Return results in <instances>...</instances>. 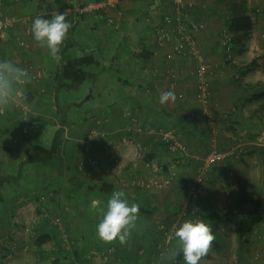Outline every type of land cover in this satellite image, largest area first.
<instances>
[{
  "label": "rangeland",
  "instance_id": "374dc122",
  "mask_svg": "<svg viewBox=\"0 0 264 264\" xmlns=\"http://www.w3.org/2000/svg\"><path fill=\"white\" fill-rule=\"evenodd\" d=\"M16 1L18 2L19 0ZM210 1L212 4V0ZM190 2L193 3L192 0H185V3L179 9L183 20L194 21L201 25L195 34V44L209 65L206 78L211 92L210 109L214 115L216 114V120L212 127L208 125L204 117L199 113V103L195 97L194 59L189 53H185L167 60L164 54L166 48L170 46L169 43H162L160 45L155 40V31L158 29L169 34L176 32V22L173 17L176 6L172 0H119L114 6H108L107 0H69V2L67 0V3H62V8H55V10L50 11L53 16L57 13H64L66 18L70 17L72 12L75 13L76 18L74 23H72V44L69 49H72L73 46H79L81 51L85 50V53L93 54L99 63L101 58L105 62L104 75H106V82L102 81L100 85L98 83L91 85L90 83L83 82L80 85H72V87H63L61 89L59 93L60 100L68 106L67 120L63 125L64 131L60 137L57 149V158L61 160H55L49 168L48 166L38 165V162L29 164L30 179H33V174L40 173L39 176L45 174L40 179L37 178L40 185L38 188L40 191L37 193L44 192L40 196H37L38 199L40 201L48 199L54 201L53 207L56 209V213H52L45 208L39 211L41 216L54 226H50L49 230L55 231L60 237L61 231L58 225L56 226L52 221L55 215H60L63 222L68 217V214L73 218L84 217V214H78V210L73 206V201L78 197L70 193L68 189L70 190V187L76 186L77 188L73 187L71 189L77 191L76 189L79 187L94 182L93 178L84 172V169L103 172L101 168V162L105 163L103 157L93 153L89 156L97 157L100 161L98 165H79V160H84V158L88 157L86 156L88 151L86 152L85 150V155L82 152L84 150L82 149V144L84 143L86 134H89L91 127H95L99 131L104 129L102 127L104 121L100 116L89 115V121L92 118L91 123L93 125L89 126L90 128L87 131L84 130L85 119L83 122L78 120L82 111L78 106L82 104L80 101L83 98L84 92L92 86H96L92 91H102L101 87H104L106 89L124 90L125 92L128 90L145 96L157 97V94L159 96L160 92L165 88L166 91H173L176 95L175 104L178 106H174L177 107L176 109H179L178 107L180 106V115H183L182 119L184 118L183 120L185 121L184 127L178 125L177 119L181 120V117L177 113L172 114L170 112L166 114L164 108L158 109L155 104L153 108L155 112L157 111L154 118L156 122L147 125V127L169 129L175 134L180 143L185 144L186 148L181 150L177 147L174 149L165 147L166 145H163L160 138L154 135L156 144L153 143L155 145L151 144L147 146L148 148L142 149L143 152L150 153L154 151L152 145L158 146L157 155L159 160L165 163V165H161L162 168L159 172L162 174V172L166 171L167 173L165 177L163 174L160 177L155 170L152 171L153 173H147L148 175H141L140 177L143 178L154 177L161 183L148 188H140L143 189L142 191L134 190L133 194L130 193L126 197L129 204L136 203L140 205V216L136 229L132 232L128 242L124 244V248L127 250V254L123 256L125 257L124 264H134L136 260H139L140 264H143L146 263L147 258L149 264H160L161 252L174 247L176 244L174 240L169 241V235L172 233L173 227L186 220H195L189 217H182L179 213L177 217L174 215V224L170 226V222L164 223L163 218L158 212H155V209L150 210L146 207L145 202L142 201L144 196L148 197L151 193H157L160 188H167L169 186L178 190V196L181 198V202L179 203H182L183 208L189 205L191 197L196 198L198 201V197L202 196V203L195 206L200 207V209L216 210L222 214L218 222H213L212 219L205 221V223L213 224L212 228L215 230L213 234L216 239L212 245V250L201 261V264H264V202L259 207L262 220L255 225L246 222L247 216L245 214H236L228 218L226 213L229 210L228 205L230 202L229 193H227L226 188L227 181H231L232 188H234L237 181L248 180L246 182L254 187V191L250 192L264 199V121H261L262 118L264 119V111L261 119L258 116L253 118L246 116V111L257 107L264 98L245 102L241 114L240 104L242 101L238 100L239 102L234 104L235 109L231 113L228 112V106L226 105L231 102L230 99H225V103L223 104L218 98H211L214 84L217 85V90L220 86L221 89L227 92L236 89L230 79L235 73L237 74V71L232 68L231 64H228V55L236 63H246L251 60L253 62L256 61L253 70L250 74L244 75V79H255L258 77L264 80V67L262 66L264 64V1H239L253 16L254 25L250 39L246 42L245 47H238L241 49V52L237 55H230V51H226L221 35L217 39L212 34V28L219 21L217 19L229 12L230 5L224 4L221 10L225 11L221 12L219 16L216 14L217 12H212L208 8L206 12H202L203 16L206 15L207 17L204 20L197 16H192L194 15L195 4L193 3L190 6ZM4 3H6L5 0H0V8L7 15L16 17V20L7 29L8 31H5L7 34L3 33L2 39L0 35V43L8 40L13 41V46L17 48L14 49L15 54L20 60L17 66L20 68L27 67L32 73L41 74L37 82L31 81L30 84L25 86L27 104L31 108L30 111H27L26 115L20 107H12L0 113V168L6 163L11 168H17V164L21 160V153L28 143L48 142L50 133L55 129L54 127L58 128L61 126L59 113L54 103V81L57 63L50 58L46 47H41L34 41L30 31L33 20L36 17L52 18V16L49 18L44 17L47 12L41 0L27 1V5L31 3V6L28 5L26 7L28 12H21L20 14L7 12ZM207 6L210 7V4ZM85 13L89 15L84 18L83 14ZM110 16L116 18V23L108 21ZM166 16L169 20L165 19ZM205 21L208 23V26ZM12 28L16 29L13 36L9 34V31L13 30ZM76 33L78 36L75 38ZM107 34L108 37L106 36ZM7 35H9L8 40H4ZM101 36L108 38L105 41L106 44L104 43L103 46H100L99 40L102 38ZM213 37L216 39L215 41ZM20 40H24L28 45L22 48L19 43ZM169 42L171 43V40ZM98 47L101 49L99 50ZM32 48L34 50L38 48L39 51H32ZM4 52L3 49L0 51V60H9L11 56ZM218 55L222 58V64L219 63ZM23 59H25V62H23ZM221 65H224V68ZM229 68L232 70L229 71ZM126 69H128V74ZM171 72L175 76L173 80L175 85L173 87L170 86L171 78L169 74ZM129 74H136V83L133 76L127 80ZM66 81L69 83L70 80L67 79ZM117 82H121L122 85L117 84ZM177 91L183 93L182 98L177 96ZM215 109L222 111L221 116L217 115ZM130 110L135 111L133 109ZM174 111L177 112L178 110ZM139 125L143 127L141 121ZM22 127H26V130H23ZM47 127L49 128L47 129ZM230 127L248 129L251 133L257 132V135L254 139H249L251 142L243 143L239 146L242 150L241 156L234 162L231 168L233 177L229 178V181V179L226 180L224 177L227 171H229L224 161H220L219 159L214 165L207 164L204 159L209 147H214L223 152V150L230 149L234 144L236 147L238 146L239 142L233 143L235 140L233 134L235 133L230 130ZM128 128L130 137L128 136L127 140H131V136L134 135L133 132L135 131L129 126ZM120 130L121 128L118 129V131ZM36 131L42 132L39 137H37ZM113 134H116V132H113ZM72 141L78 143L74 144ZM248 143L251 144L247 145ZM129 146L133 148L132 152H139L140 146L132 141L126 144H119V142L114 141L109 144V152L104 158L107 157L115 166L119 161L115 160L114 155H117L122 149L126 150ZM67 156L69 157L66 158ZM167 166H169V171H167ZM117 167H121V165ZM203 168H206V170L203 171ZM201 170L203 171V176L199 175ZM114 171L112 169L109 170V172ZM122 171L127 172V169L124 168ZM114 175H112V180ZM124 176L127 177L126 175ZM170 178H174L173 181ZM42 179H45L47 183H44ZM28 181L29 179L26 180V182ZM22 183H25V180ZM154 190L157 191L155 192ZM188 191H193V193H189ZM70 197H73V201L71 202ZM139 197H141V203L139 202ZM177 204L173 203L172 212L179 211L175 207ZM101 206H103V203ZM245 207L248 210L252 208V205H246ZM244 218L245 223L239 241L238 233L242 224L238 221ZM97 224V221L92 223L90 220L78 222L77 233H81L79 231L81 226L87 229L93 226L96 229ZM49 230L47 229L46 231ZM67 234V240H61L62 243H71L69 232ZM34 237L32 236L27 239V248L22 251L26 253L31 250L34 253L28 257L26 264H56L55 258L50 254L52 249L46 248V246L52 245V242L48 241L46 242L47 244L45 243L41 247L43 252H46L45 255H38L40 253H38L37 247L34 245ZM114 250L111 249V253ZM107 257L106 261L110 259L109 255ZM17 259H19V256H17ZM177 260L184 264L182 255H178L174 262H177ZM16 264L21 263L17 261Z\"/></svg>",
  "mask_w": 264,
  "mask_h": 264
},
{
  "label": "crops",
  "instance_id": "0c3cea01",
  "mask_svg": "<svg viewBox=\"0 0 264 264\" xmlns=\"http://www.w3.org/2000/svg\"><path fill=\"white\" fill-rule=\"evenodd\" d=\"M5 1L6 3L4 4L6 5V11L11 12V13L20 14L21 12H25V11L28 12L26 7L28 5L31 6V3H29L28 5L26 4L27 1H31V0H19L18 2L16 0H5ZM239 1L238 0H212V4H211L210 0H192V2L195 4V8H194V15H192V13L191 15L197 16L205 20L207 19V17L206 15L203 16L202 12L204 11L206 12L207 9L210 8L212 12H217L216 14L219 16L221 12L225 11V10H221V8L224 7L223 6L224 4L230 5L232 3H238ZM193 3L190 2L189 5L191 6V4ZM208 4H210V7L207 6ZM88 15L89 14L85 13L83 14V17L85 18ZM75 16L76 15L74 12L70 14L72 23H74L75 21V18H76ZM225 16L224 15H222V17L220 16L219 17L220 19L217 17L218 18L217 20H219L218 21L219 23L216 22L215 24L216 26L214 25V28H212V34L213 36L215 35L217 39L220 37V32L223 29ZM205 23L208 26V23L206 21ZM15 31L16 29L10 30L9 34L13 36L15 34ZM6 34L7 33L5 32V35ZM3 35L1 36V39L3 38ZM8 36L9 35H7L4 40H8ZM77 36L78 35L76 33L75 38ZM106 36L108 37V34ZM101 37L102 38L99 40L101 44L100 46H103V44L105 43V41L108 40V38L107 37L104 38L103 36ZM213 40L215 41L216 39L213 37ZM12 42L10 40L1 42L0 51L3 49L5 51L4 52L5 54H8L9 56H11L9 60L12 61L14 64L18 65L20 60L15 54L14 49L16 47L13 46L14 43ZM100 49L101 48H99V50ZM33 50L34 48H32V51ZM34 51L37 52L39 51V49L35 48ZM69 52L73 55H77V54L85 53L86 51L85 50L81 51V49H79V46L78 47L73 46L72 49H69ZM31 57L33 56L31 55ZM218 57L220 60L219 63L222 64L223 63V61L221 60L222 58L220 57V55H218ZM23 62H25V59H23ZM59 63L56 64V71H55L56 73L59 68ZM104 64L105 62H103L102 59L100 58L99 66L102 69V71L98 74V76L95 79L83 80L82 83L87 82V83H90L91 85H95L97 83L99 85L102 84V81H105L106 79L105 77L106 75H104ZM262 66L264 67V64H262ZM231 70L232 69L229 68V71ZM252 70L253 68L248 69L244 75L246 76L247 73L250 74ZM126 72L128 74V69H126ZM56 73H55L54 83H56V77H57ZM131 76H133L134 81L136 83V80H137L136 74L134 75L129 74L127 77V80L129 79V77L131 78ZM243 79H244V76H243ZM245 80L254 82L256 80H263V79L256 77L255 79L246 78ZM31 81L37 82L36 80H33V79ZM117 84L122 85L121 82H117ZM216 87L217 85L214 84L213 91L211 90L212 91L211 98L212 99L218 98V100H220V102H222L223 104L225 103L224 102L225 99H228V100L230 99L231 102L226 105L228 106V109H227L228 112L232 113L235 109L234 104L239 101H242L241 99L239 100V97H240L239 95H241V92L239 93L238 92L239 89L237 88L233 89L232 91L227 92L221 89V86L219 87L218 90ZM95 88L96 86H92L86 92H84L83 98L80 101V103L82 104H79L78 106L80 109H82V111L80 112L81 115L79 116L80 118L78 120L83 122V120L85 119L84 123L86 124L84 126L85 128L84 130L87 131L93 125V123H91L92 118H90V121H89V118H88L89 115L91 116L97 115L98 117L100 116L101 118H103L104 123L102 127H104V129H102V133L105 136L103 138H96L92 142V148H91V152L93 154L103 157V161L105 163L101 162V168L103 171L102 173L106 175V178L110 177V180H111L112 175H114V173L116 174L122 173L126 175L127 177L131 175H146L147 173H153L152 171H155V168H156L158 169V171H156L158 175L162 177V174H163L165 177L167 173L166 171L162 172V174L159 172L162 168L161 165H165V163L159 160V157L157 155L158 146L157 147L153 146L156 144L153 134L133 132L134 135L131 136V140H127L130 134V131L128 130L129 129L128 126H133V124H131V119L129 118L127 111H130L131 115H135L134 117H136V119L139 118L137 119V121L138 122L141 121L143 127H147V125H151L153 124V122H156L154 121L155 120L154 118H155V114H157V111L155 112L153 108V105L155 104L156 108L158 109L164 108L166 114L170 112H172V114L177 113V115L181 117V120L177 119L178 125L180 127L182 126L184 127L185 121L183 120L184 118L182 119L183 115L182 114L180 115L181 113L180 106L178 107L179 109H176L177 107L174 105H177V104L175 103L174 104L166 103L164 105H161L159 103L158 94H157V97H150V96H145V95H142L136 92H131L128 90L125 92L124 90L118 91V90H113L110 88L106 89L104 87H101L102 91H98V90L92 91V89H95ZM163 91H166V89L164 88ZM229 106H231V108H229ZM130 109H133L135 111H132ZM174 110H178V111L175 112ZM215 110H216L217 115L221 116L222 111L220 109L219 111L217 109ZM248 111L249 110H247L246 113ZM247 117H249V114L247 115ZM59 120H60V116H59ZM48 128L49 127H47V129ZM54 128L55 129L50 133V136H49L50 138L48 139V142L44 141L41 143L45 147L51 146L54 140V135L56 133L57 127H54ZM120 128L121 130L118 131V129ZM113 132H116V134H113ZM41 133L42 132L36 131L37 137H39ZM114 141L119 142V144H126L129 141H132L133 143L138 144L140 146L139 152L137 153L132 152L133 148L131 146H129L126 150L122 149L119 153H117V155H114L115 160L119 161V163L114 166L113 162L109 161L107 157H106L107 159L104 158L105 155H107L109 152L108 151L109 144L113 143ZM73 143L75 144L78 142H73ZM33 144L34 143H28L26 147H24L25 150L23 149L21 153V160H19L17 164V168H11L8 166L7 163L3 164L2 167L0 168V175H2L6 180L0 185V194H1L0 196V264H16L17 261H20L21 264H26V262L28 261V257L34 254L31 250L27 251L26 253L22 252L23 249L27 248V244H28L27 239L32 236L34 237L35 234H37L38 232H42V230L44 231L47 229L49 230L50 226H52L47 220H45L41 216L39 210L42 208H45V209H48L52 213H56V209L53 207L54 201H50V199L46 201H40V199H38L37 197V196H40L41 193H44L43 191L37 193L38 191H40V189L38 190L40 185L37 181V178L40 179V177L45 176V174L42 176H39L40 173H37L38 175L33 174V179H30L31 172L28 170H29L30 163L33 164L34 162H38V165L48 166L49 168L50 166H52L55 160H61V159L57 158L58 157L57 155L58 150H57L53 154V156L50 158V160L47 162L29 160V156H27L26 153H27V150H29V148ZM151 144H153L152 148L154 150L150 152L153 156V160H152V164H148L144 160L145 151L143 152L142 149L148 148L147 146ZM68 157L69 156H67L66 158ZM120 165L121 167H117ZM151 165H153L152 168H150ZM124 168L127 169V172L122 171V169ZM110 169H112V171L114 170L115 171L109 172ZM168 169H169V166H167V171ZM27 179H29L28 182H26ZM24 180H25V183H22ZM42 180L44 181V183H47L45 179H42ZM112 185H113V188L111 189L112 191L109 190L110 192L98 191L97 189L91 188L89 184L79 187L78 189H76L77 191L71 189L76 186L70 187V190L68 189L70 193H73L76 197H78L76 198L75 201L72 200L73 197H70V202L71 201L74 202L73 206L78 210V214L82 213L84 214L83 215L84 217L73 218L70 214H68V217L66 218V220L64 222L62 220L63 227L66 229L67 232H69L71 243H65V242L62 243L58 234L55 233V231L49 230L52 236V238L49 241L52 242V245H48L46 246V248L52 249L50 254L52 255L53 258H55V261L57 262L56 264H73L74 261H80L82 262V264H120V263L124 264L125 257L123 256L124 254H127L126 253L127 250L124 248L125 245H121L117 241L111 244L102 243L96 237V232H95L96 229L93 226L88 229L86 227L83 228L81 226V228L79 227L80 228L79 231L81 233L80 234L77 233L78 222L85 221V220H90L92 223H95L96 221L99 222L101 218L100 213H98L99 208L92 207V201L94 199L99 200L101 202V205L103 203V206H106L107 199L111 196L112 192L114 191L122 190L126 193V197H127L130 193L133 194L134 190H141V191L143 190L140 188H133V187L126 188V187L121 186L120 184L113 183V182H112ZM154 191L156 192L157 190H154ZM178 193H179L178 190L171 186L167 188L162 187L160 188V190L157 191V193H151L152 196L151 195L148 197L144 196L142 201L145 202L146 207L149 208L150 210L155 209V212H158L163 218V222L167 223L173 218L172 217V213H174L172 212L173 203L177 204L181 202L180 200L181 198L178 196ZM140 198L141 197H139V202L141 203L142 201L140 200ZM175 207L177 208L176 205ZM86 212H87V215H86ZM111 249H115V250L111 253L110 251ZM37 250H38V253H40L38 255H41V254L45 255L46 253V252H43V249L41 248L37 247ZM108 255L110 259L106 261V259L108 258L107 257ZM17 256H19V259H17ZM147 262H148V258L146 260V263ZM146 263H143V264H146ZM134 264H140V261L136 260V263Z\"/></svg>",
  "mask_w": 264,
  "mask_h": 264
},
{
  "label": "trees",
  "instance_id": "16d2710c",
  "mask_svg": "<svg viewBox=\"0 0 264 264\" xmlns=\"http://www.w3.org/2000/svg\"><path fill=\"white\" fill-rule=\"evenodd\" d=\"M243 1V0H242ZM42 5L44 6V9L46 10V14L44 17L49 18L50 16L53 17V14L50 13V11L55 10V8H62V3L65 4L67 3V0H41ZM69 2V0H68ZM61 11V10H60ZM52 14V15H51ZM66 21L72 25V20L71 17L66 18ZM254 19L252 15L250 14L249 11H246L245 8L241 5V3H232L230 4V10L226 14L224 18V26L223 29H226L229 37L228 43H224V47L226 51H230V55H237L241 51L238 47H245L246 42L250 39L251 34H252V29H253V24ZM222 31L220 32V35L222 37ZM73 32V25L69 29L67 38L65 39L63 45L61 46L60 50V55L62 57L60 63H59V68L57 71V77H56V83L54 84V103L57 109V112L59 113L60 116V123L61 126L57 128L56 133L54 135V140L49 147H45L41 143H34L29 150H27L26 155L29 156V160H37L40 162H47L50 160V158L53 156V154L57 151L58 145L60 142V137L64 131L63 125L66 122V117H67V111H68V106L66 103L61 102L59 93L63 87H72V85H80L83 80H93L95 79L98 74L102 71V69L99 66L98 60L95 58V56L91 53H82V54H77L73 55L69 52V47L71 46V36ZM149 54V53H148ZM147 54V55H148ZM227 62L228 64L232 65V68H234L235 71H237V74L233 75L230 79L231 83L239 89V93L241 92V95H239V100H242L241 103V109H240V114L242 112V109L244 107L245 102H251L255 100H260L264 98V81L263 80H256L254 82L245 80L243 79L244 74L248 69H252L254 65L256 64V61L253 62L252 60L250 62L246 63H236V61L230 57L229 55L227 56ZM70 80L69 83H67L66 80ZM263 111H264V100L261 101L257 107H254L253 109H250L246 114H249V117H255L258 116L260 119L263 116ZM200 113V112H199ZM129 118L131 119L132 116L130 112H128ZM216 115V114H215ZM243 115V113H242ZM246 115V116H247ZM261 121H264L262 118ZM139 123V122H138ZM132 124V121H131ZM95 128V127H93ZM144 130L147 128H155V127H142ZM129 130V129H128ZM230 130L233 131L235 134H233V138L235 139L233 143H247L251 142V139H254L257 135L256 133H251L250 130H244V129H236L235 127H230ZM237 130H239L237 132ZM145 133V132H143ZM246 136H245V135ZM88 136V133L86 134V137ZM104 134L101 131V134L94 137L93 141L96 138H103ZM92 141V142H93ZM91 142V144H92ZM89 144V146L86 145V142L82 144V149H84L82 152L85 155V150H86V156L89 157L91 152L92 145ZM165 143L163 142V145ZM184 144V143H183ZM251 143H248L247 145H250ZM166 145V144H165ZM88 147V149H86ZM167 147V146H165ZM240 147L234 144L231 146L230 149L223 150V152L230 151L228 154H226L220 161H224L225 164H227L228 170L226 175L224 176L226 180L229 178L233 177V171H231V168L234 164V162L240 158L241 156V149ZM247 148V147H246ZM212 147L208 148V152H210ZM97 158V157H96ZM87 159V158H86ZM84 158V160H79V165L85 166L87 164V160ZM98 159V158H97ZM144 160L148 164H152L153 156L151 153H147L145 151L144 153ZM185 160V159H183ZM205 160V159H204ZM218 160L214 161L211 164H214ZM100 161L98 160V165ZM21 165V164H20ZM153 165L150 166L152 168ZM201 167V166H200ZM21 168V167H20ZM166 168V167H165ZM156 171L158 169L155 168ZM206 168H203V171H205ZM169 171V169H168ZM203 171L201 170V173L199 174L200 176H203ZM85 172V171H84ZM102 173V172H101ZM86 174V173H85ZM103 175V178L101 181H96L95 179H92L94 182L89 184L91 188L97 189L98 191H108L113 188L112 182L115 183L112 178L110 180V177L106 178V175ZM141 175H131L130 178H139ZM143 178V177H141ZM148 178V177H147ZM172 178V177H171ZM170 178V179H171ZM204 178V177H203ZM174 179V178H173ZM171 179V181H173ZM200 180V179H199ZM6 181L5 178L0 175V185ZM170 181V182H171ZM230 181V179H229ZM248 181V180H246ZM246 181H237L235 184V187L232 188L231 181H227V193H229V210L226 212L228 215V218H230L233 215L236 214H245L247 216L246 222H250V224L255 225L258 224L262 220V214L259 213V207L263 205L264 199L260 198L259 195H253L254 193L250 191H254L253 185L250 183H247ZM101 182V183H100ZM178 182V181H177ZM199 182V181H198ZM197 182V183H198ZM180 183V182H178ZM89 186V187H90ZM123 187H133V188H140L139 186H131V185H121ZM112 191V190H111ZM189 193H193L188 191ZM201 193V192H200ZM186 194V193H185ZM189 195V194H188ZM1 196V194H0ZM197 199L194 197H191L189 205L183 208L182 203H178L177 210L178 212H174L175 214L172 213L173 219H171L169 222V225L172 226L174 224V215L175 217L180 215L182 217H189L193 219H202L204 222L206 220L212 219L213 222H218L219 219L221 218L222 214H220L216 210H211V209H200V207L195 206L196 204H201L203 197L199 196ZM246 205H252V208L246 209ZM176 210V211H177ZM176 222V221H175ZM242 225L239 233H238V240L240 241L241 239V234L243 231L244 223H245V218L244 219H239V221ZM53 224H55L53 222ZM57 226V224H55ZM213 226V224H212ZM250 226V225H249ZM174 228V227H173ZM250 229L249 227H247ZM65 229V228H64ZM66 231V229H65ZM215 230L213 229V233ZM68 232H66L67 234ZM68 235V234H67ZM52 238L51 232L50 231H44L38 232L36 236L34 237V245L38 248H41L43 244L48 242ZM60 240L65 241L64 238H62L61 233H60ZM109 248V247H108ZM42 249V248H41ZM82 263V262H81ZM149 264V261L147 262ZM172 264H182L178 260L177 262H172Z\"/></svg>",
  "mask_w": 264,
  "mask_h": 264
},
{
  "label": "clouds",
  "instance_id": "9594fccd",
  "mask_svg": "<svg viewBox=\"0 0 264 264\" xmlns=\"http://www.w3.org/2000/svg\"><path fill=\"white\" fill-rule=\"evenodd\" d=\"M72 27L66 21L64 13H57L51 19L36 17L30 31L33 39L41 47H46L50 58L59 63L60 55L69 29ZM31 83V76L27 70L18 67L12 61L0 60V113L12 107L31 110L27 104L25 86ZM176 95L173 91H162L159 103H175ZM93 208H99L100 220L96 225V237L104 244L118 241L124 245L130 239L137 227L140 216V205L129 204L126 193L122 190L112 192L101 206L99 200L92 201ZM216 237L210 223L202 219L186 220L175 225L169 235V241L176 242L161 252L160 264H172L178 255H182L184 264H201L208 256Z\"/></svg>",
  "mask_w": 264,
  "mask_h": 264
},
{
  "label": "built area",
  "instance_id": "2783aa9c",
  "mask_svg": "<svg viewBox=\"0 0 264 264\" xmlns=\"http://www.w3.org/2000/svg\"><path fill=\"white\" fill-rule=\"evenodd\" d=\"M119 0H107L108 6H114L116 3H118ZM176 6V10L174 12V19L176 22V32L174 34H169L167 32H163V30L158 29L155 31L156 35L155 38L157 40V43L162 45V43H169L170 46L165 51V58L167 60H171L175 58L176 56L183 55L185 53H189L192 58L195 61V69H194V76H195V97L196 100L199 103V112L204 117V120L208 123L209 126L212 127V125L215 122V115L213 114L212 110L210 109V87L208 84V80L206 78V72L208 70V64L204 60L202 53L200 50L196 47L195 44V34L196 31L201 26L199 23L194 21H185L182 18L181 12L179 7H181L185 0H172ZM115 17L110 16L108 18L109 22H115ZM167 20L168 17L166 16ZM16 20V17L12 15H7L4 13V11L0 8V35L2 36L3 33L13 24V22ZM166 20V21H167ZM116 23V22H115ZM222 40L224 43H227L229 40L228 33L226 29H222ZM171 40V43L169 42ZM20 45L22 47H26L28 44L24 40L19 41ZM28 71V73L31 76V79L33 80H39L41 74L40 73H32V71L28 70L27 67H21ZM171 82L170 86L173 87L174 84V73L171 72L170 74ZM177 96L179 98L183 97V93L177 91ZM22 109V108H21ZM23 113L26 115L27 109H22ZM133 126L131 127L135 132L137 133H150L153 135H156L162 142L166 144V146L170 149L179 148L181 150H184L186 148L185 144L177 139L174 133H172L169 129H161V128H147L143 129L141 125L137 122L136 117H131ZM23 130H26V127H23ZM101 134V131L95 128H91L89 131L88 136L85 138L86 145L89 146L91 144V141L94 137ZM243 143H238V146L242 145ZM88 149V147H86ZM241 149V148H239ZM230 152V151H229ZM221 152L217 150L216 148L212 147L211 151L207 153L206 155V163L211 164L216 160H219L223 158L226 154L229 153ZM87 165H96L98 163V159L96 157H87L86 159ZM90 169L84 171L91 176L96 181H101L103 178L102 173L99 171H89ZM113 181L115 183H119L120 185H131V186H139L140 188H148L154 185H158L159 182L154 177H148V178H130L125 177L123 174H115L113 176ZM52 221L58 225V228L61 231V236L64 238V240H67V234L66 231L62 225V219L60 215H55L52 219ZM73 264H82L80 261H74Z\"/></svg>",
  "mask_w": 264,
  "mask_h": 264
},
{
  "label": "bare ground",
  "instance_id": "6f19581e",
  "mask_svg": "<svg viewBox=\"0 0 264 264\" xmlns=\"http://www.w3.org/2000/svg\"><path fill=\"white\" fill-rule=\"evenodd\" d=\"M229 41V40H228ZM228 43V42H227Z\"/></svg>",
  "mask_w": 264,
  "mask_h": 264
}]
</instances>
